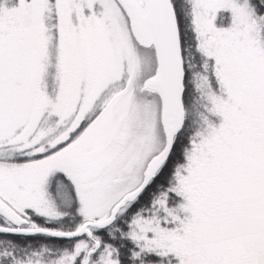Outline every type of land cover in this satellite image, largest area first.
I'll use <instances>...</instances> for the list:
<instances>
[{"label":"snow or ice","instance_id":"snow-or-ice-1","mask_svg":"<svg viewBox=\"0 0 264 264\" xmlns=\"http://www.w3.org/2000/svg\"><path fill=\"white\" fill-rule=\"evenodd\" d=\"M0 264H264V0H0Z\"/></svg>","mask_w":264,"mask_h":264}]
</instances>
